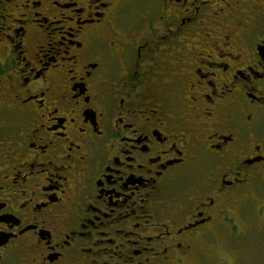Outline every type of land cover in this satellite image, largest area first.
<instances>
[{
	"label": "flooded vegetation",
	"instance_id": "flooded-vegetation-1",
	"mask_svg": "<svg viewBox=\"0 0 264 264\" xmlns=\"http://www.w3.org/2000/svg\"><path fill=\"white\" fill-rule=\"evenodd\" d=\"M220 234L264 253V0H0V264Z\"/></svg>",
	"mask_w": 264,
	"mask_h": 264
},
{
	"label": "rangeland",
	"instance_id": "rangeland-1",
	"mask_svg": "<svg viewBox=\"0 0 264 264\" xmlns=\"http://www.w3.org/2000/svg\"><path fill=\"white\" fill-rule=\"evenodd\" d=\"M219 245L221 249L217 253H213L212 250L210 251V249L209 250L206 249L205 246L204 249L202 247L201 253L205 252L204 256L207 257L209 261H207V263H205V261H201L203 259V257L201 256L200 258H196L192 264H220L218 261L219 260L222 261V259L224 258L223 252H228V251L231 252L230 257L228 258L229 261L236 262V264H264V253H260V254L257 252L254 253L253 249H249V250L247 249L244 250L243 252L239 250V248L234 247V249H231V247L228 245L227 240L225 239V235L222 234L219 235ZM212 254H216V255L211 256ZM214 258H217V260H215ZM225 264H232V263L226 262Z\"/></svg>",
	"mask_w": 264,
	"mask_h": 264
}]
</instances>
